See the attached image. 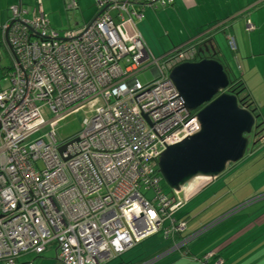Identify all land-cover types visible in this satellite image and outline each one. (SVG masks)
<instances>
[{
    "label": "built area",
    "instance_id": "built-area-1",
    "mask_svg": "<svg viewBox=\"0 0 264 264\" xmlns=\"http://www.w3.org/2000/svg\"><path fill=\"white\" fill-rule=\"evenodd\" d=\"M95 2L93 21L63 35L39 5L31 18L13 7L2 27L12 69L10 86L0 90V264L42 257L50 247L61 264H109L161 232L172 238L186 229L170 226L189 186L176 198L167 195L158 164L200 132L198 112L185 108L169 79L174 68L196 62L198 48L175 50L161 66L138 32L147 6L167 9L174 0H147L145 7ZM65 6L79 10L77 0ZM230 48L237 51L233 39ZM148 70L155 79L142 85L138 76ZM85 107L93 116L59 143V121ZM48 126L52 132L26 144Z\"/></svg>",
    "mask_w": 264,
    "mask_h": 264
},
{
    "label": "crops",
    "instance_id": "crops-1",
    "mask_svg": "<svg viewBox=\"0 0 264 264\" xmlns=\"http://www.w3.org/2000/svg\"><path fill=\"white\" fill-rule=\"evenodd\" d=\"M56 1L58 4L62 2V0ZM82 1L92 3V0H77L79 10ZM37 3L46 17L43 2L38 0ZM27 4H29L28 0H0V27L8 21L11 8L19 5L27 7L25 6ZM142 6L145 7L144 2ZM149 9H151L149 6L145 8L143 21L137 25L146 46L148 43L146 38H170L173 45L175 38H185L186 41L173 51L197 41L203 42L206 44L203 50H208L204 51L203 57L207 55L206 57L219 58L223 61V66L232 78L241 81L253 105L260 108L259 116L264 122V110H262L264 106V0H174V5L161 9L160 11L163 12L158 16L148 12ZM28 10L30 11L29 8ZM46 19L48 21V17ZM248 26L253 29L249 31ZM178 29L181 31L178 32ZM232 39L237 46L236 52L230 48ZM230 57L234 63L231 62ZM198 181L200 180L189 185V190L183 199L186 200V205L181 212L186 216V231L182 233V239L188 241L187 244L179 251H171L169 247L166 252L140 264H206L201 259L209 253L220 256L223 260L222 264H264V196H257L259 194H256L255 187H252L253 189L242 197L243 203L235 207L236 209L228 213L224 209L225 216L198 231L195 223L191 226L192 219L187 209L192 203L200 200V196L214 182L207 181L208 184H204L200 192L190 198L194 191L191 186ZM242 191L244 189L238 192ZM211 199L206 198L199 205H195L194 212L197 217L199 213L211 212L213 207L218 206L217 202H210ZM220 200L221 198H218L219 204ZM232 214L234 225L224 235H218L210 246L205 248L198 246L191 248L192 243L201 237L204 238L211 231L215 233V228L221 224L220 221ZM43 256L53 260L51 264H61L57 259L55 247L48 248ZM43 256L26 255L19 260V264H37Z\"/></svg>",
    "mask_w": 264,
    "mask_h": 264
},
{
    "label": "water",
    "instance_id": "water-1",
    "mask_svg": "<svg viewBox=\"0 0 264 264\" xmlns=\"http://www.w3.org/2000/svg\"><path fill=\"white\" fill-rule=\"evenodd\" d=\"M197 48L199 62L180 65L169 75L185 108L190 113L198 112L200 124L199 134L169 148L159 160L160 176L176 194L196 180L215 181L229 166L242 162L250 145L247 137L258 120L255 111L240 108L238 94L227 93L230 79L225 67L205 59L207 49Z\"/></svg>",
    "mask_w": 264,
    "mask_h": 264
},
{
    "label": "rangeland",
    "instance_id": "rangeland-1",
    "mask_svg": "<svg viewBox=\"0 0 264 264\" xmlns=\"http://www.w3.org/2000/svg\"><path fill=\"white\" fill-rule=\"evenodd\" d=\"M28 1L29 4L25 5L27 6L25 7V10L28 11L29 8V12H31L32 16H34L39 9L37 3L38 0ZM41 1L43 2L44 12L46 17H48L50 27L56 32H59L61 35H63L64 32L74 30L84 26L85 24L91 23L97 15L95 0H92V3L90 4L85 1L80 2L81 8L76 12H68L63 0L60 4H58L56 0ZM150 8L151 9H149L148 12H151L154 16H158L163 12L160 11V8L158 10H155L153 7ZM161 31L162 33H164L162 27ZM180 31L181 29H178V32ZM146 39L148 43H150L149 45L148 43H146V47H148L147 49L150 51L155 60L159 61L161 66H163V60L165 56L170 54L174 48L180 47L183 42L186 41L185 38L182 37L175 38V44L173 45L170 38ZM230 59L231 62L234 63L232 57H230ZM10 68L11 60L5 53L4 49L0 48V87L2 90H6L10 86L9 78L4 76V72L6 70H9ZM154 79L155 77L151 70H148L138 76V80L142 85H148L152 83ZM262 110H264V106ZM93 114L94 112L89 107H85L83 110L77 113L70 114L64 117V119L59 121L55 128L58 142L64 143L75 138L81 132V127L84 120L90 119ZM53 117L54 116H52L50 113H47L44 116L47 121H49ZM52 131L53 129L48 126L42 129L39 133L35 134L32 138H30V140L26 142V144L29 145L30 143H34L35 141L44 138ZM259 139L260 137H254L253 143H256ZM250 151L251 150L247 151L245 159L242 162L234 166H229L226 174L215 180V183H211L213 185L210 186L208 190L200 196V200H198L196 203H192V205L188 207L187 211L190 213L192 219L191 226L193 225V223H195V227L198 229V231H200L211 225L213 222L217 220L219 221L223 216H225V214H223V210L225 209V211H227L226 213H228L236 209L235 207H238V205L243 203L242 197L245 196L248 191L252 190V187H255L257 191L256 194H259L257 196H264V145L262 147H259L253 155L250 153ZM206 182L207 181L205 180H200L194 183L191 186V189H199L203 187L204 184H208ZM242 189H244V191L239 193L238 191ZM165 192L166 194H170L171 192L170 189L167 188V186ZM184 196L185 194L182 193L179 198L184 199ZM146 197L147 199L152 200L154 197V192H148L146 194ZM206 198H212L210 202H217L218 206L213 207V210L211 212L202 214L199 213V217H197V214H195L194 212V207L195 205H199L200 202L202 200L204 201V199ZM218 198H221L220 204ZM232 217H234L233 214L228 218L223 219L225 221L221 220V224H219V226L215 228V233L211 231V233H209L207 236L205 235L204 238L201 237L199 240L192 243L191 248L197 246L205 248L207 246H210L212 241L216 239L218 235H224L226 231H228L234 225ZM166 245L167 243L163 241V236L160 234L142 242L141 245L137 246V248L123 255L121 259H118L109 264H130L131 262H144V259H146L145 256L151 254L153 252V249L159 250ZM46 256L40 258L37 264H51V261L53 260L47 259Z\"/></svg>",
    "mask_w": 264,
    "mask_h": 264
},
{
    "label": "trees",
    "instance_id": "trees-1",
    "mask_svg": "<svg viewBox=\"0 0 264 264\" xmlns=\"http://www.w3.org/2000/svg\"><path fill=\"white\" fill-rule=\"evenodd\" d=\"M135 2H136V5H138V6H142V3L144 2L145 4H146V2H147V0H134ZM66 2V0H64V3ZM15 7H21V8H23V9H25V7L24 6H22V5H19V6H15ZM12 9V8H11ZM11 9H10V11H9V14H10V17H9V19H8V21L3 25V26H5L7 23H9V22H11V20H12V12H11ZM28 12H29V10H28ZM30 13V18L31 17H34V16H32V13L31 12H29ZM3 26H1L0 27V48H2V49H4V51H5V53L9 56V59L11 60V57H10V53L7 51V49H6V47H5V44H4V42H3V34H2V27ZM200 41H197V42H194V43H191V44H188V45H186L185 47H183L184 49H186V48H188V47H193V46H197V47H199V49L200 48H203L202 46H203V42H201V43H199ZM204 46H206V44H204ZM207 56V55H206ZM206 56H204V58L205 59H213V60H216V61H218V62H220L222 65H223V61L222 60H220L219 58H212V57H206ZM198 57V56H197ZM201 60V58H198V61L196 60V62H199ZM11 69H12V60H11V68L9 69V70H6L5 72H4V76L5 77H9V75H10V72H11ZM225 72H226V74L228 75V77H229V79H230V87H229V89H228V91H227V93L228 94H233V95H236V94H238L239 95V101H240V108L241 109H246V110H249V111H255V115L256 116H258V120H257V122H256V126H255V129L253 130V133L249 136V137H247L248 138V140H249V142H250V145H249V149H248V151L249 150H251L250 151V153L253 155L256 151H257V149L259 148V147H262L263 145H264V122H263V120H262V118H261V116H259V111H260V108H257V107H255L254 105H253V103H252V101L250 100V98L248 97V94H247V91L246 90H244V88H243V86H242V84H241V81L240 80H237V79H233L232 78V76L230 75V73H229V71L225 68ZM0 90H1V87H0ZM254 137H260V139L256 142V143H253V138ZM163 186V189H164V191L166 190V186H165V184H163L162 185ZM202 189V187L201 188H199V189H194V191L191 193V196H190V198L191 197H193L195 194H197L198 192H200V190ZM171 191V190H170ZM166 193V192H165ZM167 195H169L170 197H177V196H175V193L174 192H170V194H167ZM185 208V207H184ZM183 208V209H184ZM182 209V210H183ZM181 210V211H182ZM185 219H186V216H184L183 215V213L182 212H180V213H177L175 216H173L172 217V220L175 222L173 225H171V223H170V221H168V222H166V224H165V226L166 227H168V226H170V227H172V228H176V227H178V226H180L181 224H184V225H186V223H185ZM185 231H186V229H185ZM185 231H183V232H185ZM183 232H179V233H176V234H174V236L172 237V238H166L165 237V235H164V233L163 232H161V233H159V234H157V235H162L163 236V241L164 242H166L167 243V245L166 246H164V247H162L161 249H153L152 251V253L151 254H149V255H146L145 257H146V259H144L145 261H148V260H151L152 258H154V256H157L158 254L160 255L161 253H163V252H166L167 250H169V249H171V251L173 250V248L175 247V246H177V245H179L182 241H183V237H182V233ZM156 235V236H157ZM150 239V238H149ZM148 240V239H147ZM146 241V240H145ZM139 245H141V244H139ZM138 245V246H139ZM169 247H171V248H169ZM137 248V247H136ZM157 248V247H156ZM169 248V249H168ZM167 249V250H166ZM179 251V250H178ZM210 254V253H209ZM214 254V258L213 259H210V260H208L207 262H205V260H204V257L206 256V255H208V254H206V255H204L203 257H202V259H201V261L203 262V263H206V264H212V263H214L215 261L217 262L218 260H220V261H222V263H223V260L220 258V256H218L217 254H215V253H213ZM123 257V256H122ZM122 257H120L119 259H121ZM118 260V259H117ZM116 261V260H115ZM144 261V262H145ZM140 263H142V262H131L130 264H140ZM122 264H124V263H122ZM127 264V263H126Z\"/></svg>",
    "mask_w": 264,
    "mask_h": 264
},
{
    "label": "flooded vegetation",
    "instance_id": "flooded-vegetation-1",
    "mask_svg": "<svg viewBox=\"0 0 264 264\" xmlns=\"http://www.w3.org/2000/svg\"><path fill=\"white\" fill-rule=\"evenodd\" d=\"M196 60L198 61V58Z\"/></svg>",
    "mask_w": 264,
    "mask_h": 264
}]
</instances>
